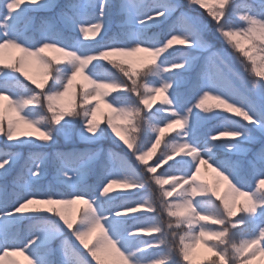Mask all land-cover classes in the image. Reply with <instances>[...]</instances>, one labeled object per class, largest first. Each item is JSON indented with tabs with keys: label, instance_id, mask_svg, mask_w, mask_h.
I'll use <instances>...</instances> for the list:
<instances>
[{
	"label": "rangeland",
	"instance_id": "obj_1",
	"mask_svg": "<svg viewBox=\"0 0 264 264\" xmlns=\"http://www.w3.org/2000/svg\"><path fill=\"white\" fill-rule=\"evenodd\" d=\"M0 1V124L6 126L1 139L21 149L39 139L41 147L54 150L55 145L72 135L80 141L106 147L109 139L103 140L102 130H109L111 139L120 143L147 173L150 190L142 186L135 187L134 191L145 192L147 198L151 195L154 202V209H146L140 202L139 206L122 204L107 212L102 207L100 194L86 196L75 190L78 178L74 174L50 176L55 185L68 184L72 179L73 188L66 196L49 191L44 197H34L26 192L23 198H14L11 207L0 206V264H46L43 252L32 255L28 243L55 245L60 234L62 246L58 245L56 250L62 252L65 240L70 239L88 257L87 264H217V259L223 260L224 255L232 254V245L224 238L226 230L219 228L218 237L207 225L208 221H217L198 203L208 190L220 199L218 202L234 225H239L244 214L256 221L253 230L237 242V264H264V183L250 189L239 188L232 169H222L212 162L214 154L209 151L206 138H192L193 131L180 116V113L187 115L205 109L208 114L214 107L236 115L241 114V106L205 91L198 92L189 102L179 103L170 93L172 80L166 82L163 75L170 70L182 71L187 76L195 66L207 68L204 74L209 75L213 67L210 58L218 53L242 76V85L264 109V0H152V6L145 10L139 7L146 0H74L76 11L67 17L62 3L73 0ZM183 9L197 37H185L174 26L164 39L142 38L144 29H163V19L178 17ZM110 11L115 12V17L124 12V23L116 22L115 27L106 28L101 16ZM236 13L243 14V22L232 15ZM54 21L56 24L52 26ZM51 28L57 33H51ZM120 32L126 33L124 38ZM250 40L254 41L248 44ZM167 46L194 51L196 57L184 52L165 59ZM100 65L117 70L116 80L94 69ZM216 65L221 67L219 63ZM56 67H61L58 77L53 70ZM143 72H151L156 77L155 82L146 83L147 92L134 105L115 100L114 95L118 93H140ZM29 104L42 108L40 112L47 115L45 122L25 112ZM245 109L251 112L248 106ZM135 113L150 117L154 125V136L145 145L128 139V127L123 125ZM166 127L180 131L163 152L159 144ZM257 128L264 135V129ZM212 135L219 145L225 143V151L250 156L251 138L224 129H215ZM233 144L241 147L230 146ZM173 162L185 166L167 169ZM109 176L100 186L107 198L127 193L124 179ZM20 188L28 190L24 185ZM172 191H176V197L170 196ZM165 200L180 214H187L190 227L184 234H180L173 221L158 216L167 207ZM52 211L50 217L59 223L60 234L49 231L41 239H33L34 234L14 246L5 238V225L13 222V215L21 218L28 212ZM140 214L147 216L134 219L136 222L122 234L113 233L116 223L112 219H132ZM154 214L159 224L150 221ZM139 231L146 236L147 248L153 251L144 262H139L133 256L134 249L126 248L123 243L128 232L137 236ZM218 240L221 251L214 249Z\"/></svg>",
	"mask_w": 264,
	"mask_h": 264
},
{
	"label": "trees",
	"instance_id": "obj_2",
	"mask_svg": "<svg viewBox=\"0 0 264 264\" xmlns=\"http://www.w3.org/2000/svg\"><path fill=\"white\" fill-rule=\"evenodd\" d=\"M65 11L72 12L74 5L71 2L62 3ZM225 5V4H224ZM227 5V4H226ZM229 6V4H228ZM254 6V5H253ZM128 7V5H127ZM143 8L141 9H144ZM209 11L211 10V7ZM213 10L215 8H212ZM115 12L110 11L108 15H102L104 18V24L111 27L115 26L116 22L123 23L122 15L115 17ZM114 14V15H113ZM236 15L235 18L238 21L243 22V14ZM229 17V16H228ZM228 20L231 22L235 20ZM164 20V21H163ZM163 29L157 30V28L144 29V37L153 41L164 39L165 34L170 32L169 29L178 27L183 35L188 38L197 37L198 33L194 28L192 21L189 17H186L181 13L178 17L163 19ZM160 23V22H159ZM236 24H234L235 26ZM238 26V25H237ZM119 29V28H118ZM122 30V29H120ZM246 40H248L246 38ZM252 41H247L251 44ZM188 54L189 56L196 57L194 51L187 50L185 48H178L173 46H167V51L163 55V58L168 59L174 56L182 54ZM191 53V54H190ZM262 55V54H261ZM263 56V55H262ZM185 58V57H184ZM199 61L201 59H198ZM214 63L221 64V67H212L210 75H203V67H192L193 71L189 75H185L182 71H165L163 74L166 78V82H173V89L170 92L174 100L179 103L185 101L189 102L198 92L205 91L209 94H216L225 97L227 100L235 102L241 106V114L231 115L226 112L224 108L214 107L213 111L196 110L187 115L180 113L186 127L193 131L192 138L206 137L209 151L214 154L212 162L220 166L222 169H232L233 179L236 184H241L244 187L261 186L264 183V135L258 130L264 129V109L257 104V102L251 97L250 93L243 87L244 81L242 76L229 67L223 59L213 55L210 59ZM65 61L64 63H66ZM62 64V63H61ZM152 69V67H150ZM158 68V67H156ZM61 67H56L55 74L58 77ZM94 69L100 70L105 77H109L112 80H116L118 72L110 67H102L101 65ZM159 77V73H156ZM149 81L155 82L156 77L151 75V72L142 73L143 88H139L140 93L133 91L132 93H118L114 95L115 100H122L125 103L129 102L134 105L138 99L142 97L148 90L146 83ZM160 104H162L160 102ZM127 105V104H124ZM249 107L251 112L246 111V107ZM42 108L37 107L35 104H29L25 109V112L35 114L45 120L47 115ZM176 109V113H178ZM186 112V110H185ZM179 114V113H178ZM154 116L153 114H151ZM151 116V117H152ZM251 116V117H249ZM53 119V118H52ZM49 122V121H48ZM5 124V123H4ZM123 125L127 128L128 139L141 143L139 145H145L154 136V126L150 117L143 118L138 113H135V117L127 119ZM3 123L0 124V206L9 208L14 202V198L24 197L25 192L21 185L27 186L29 190L35 195L49 194V191L56 192L61 196L67 195L70 192V184H53L52 177H62L64 172L74 174L78 178V182L75 185L76 191L85 194L86 196H92L93 194L100 193L99 186L107 182V177L110 179H124L127 193L124 195L117 194L114 199L107 198L104 194H101L102 207L105 211L111 212L113 208L122 204H141L146 209H154L151 195L147 198L145 192H135V187H147L150 190V183L146 180L147 173L140 169L135 161L132 159L127 151L121 148V144L111 139L109 130L108 132L102 130L104 133L103 140L106 138V147L101 146L94 142H85L76 139L72 135L70 138L63 140L61 143L55 145L52 149L41 147L39 139L33 140L25 148L12 147L8 142L1 139V135L4 131ZM101 130V128H99ZM215 129L229 130L235 133H239L242 137L251 138V154L250 156L241 157L236 153L225 151L221 149L219 141L212 135V131ZM179 129H171L167 127L165 134L159 144V150L165 151L170 146L172 138H175ZM177 132V133H176ZM131 142V141H130ZM220 142H225L224 140ZM228 142V141H227ZM236 141L237 144H239ZM225 145V143H224ZM226 146V145H225ZM240 146V145H230ZM241 147V146H240ZM184 164L170 163L166 166L167 169L172 168H184ZM77 169L81 174H76L74 169ZM38 175L37 178L32 177ZM261 174V178L256 179V176ZM72 179L69 181L71 182ZM239 188L240 185H238ZM150 192V191H149ZM264 192V190H263ZM171 197H176V191L170 193ZM220 199L213 195L209 190L207 193L199 199L198 203L207 208L208 211L216 218L217 221H208L207 225L217 235L220 233L219 228H223L226 233L224 238L231 242V255H224L223 260L217 259V264H237L238 263V249L237 242L239 238L248 232L253 230L255 221L251 220L247 214H244L239 225H234L233 220L226 214V209L218 202ZM167 205L165 210L161 209V213L158 215L163 219H169L176 224L180 234H184L190 227L189 220L186 218L187 214H180L173 205L168 204V200H165ZM181 203V202H179ZM140 205V204H139ZM138 205V206H139ZM44 214H31L26 213L22 218L15 216L13 222L5 225V237L8 241L18 244L21 239H28L37 233L33 238H41L47 231L59 232V223L55 222L53 217V211ZM146 214H140L137 218H121L112 219L116 223L113 229V233L117 236L123 233L127 227L132 226L135 223L134 219H143ZM264 217V211H263ZM138 220V221H139ZM119 221V222H117ZM153 224H159L157 215L154 214L150 220ZM47 226V227H45ZM156 226V225H155ZM44 228H47L44 230ZM140 228L139 230H144ZM231 231V232H229ZM140 234L131 235L128 232L123 239L124 246L126 248H133V256L138 259L139 262L149 260L152 256V250L147 248L146 236L139 231ZM218 236V235H217ZM219 237V236H218ZM221 237V236H220ZM211 240H217L216 238H210ZM214 249L220 250L219 240ZM59 243V241H58ZM57 243V244H58ZM30 247L28 250L33 254L35 252H43V260L46 264H87L90 260L84 252L69 239L63 246V254H58L54 250V246H38L28 243ZM28 245V246H29ZM27 246V247H28ZM219 246V247H218ZM228 251H223L227 253ZM221 253V252H220ZM162 255V252L158 254ZM220 254L216 258L219 257ZM216 260V261H217Z\"/></svg>",
	"mask_w": 264,
	"mask_h": 264
}]
</instances>
